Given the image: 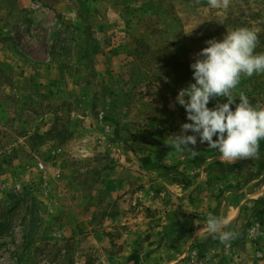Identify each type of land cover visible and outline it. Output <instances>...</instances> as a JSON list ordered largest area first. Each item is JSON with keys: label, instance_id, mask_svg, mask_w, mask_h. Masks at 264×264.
<instances>
[{"label": "rangeland", "instance_id": "1", "mask_svg": "<svg viewBox=\"0 0 264 264\" xmlns=\"http://www.w3.org/2000/svg\"><path fill=\"white\" fill-rule=\"evenodd\" d=\"M238 27L264 53V0H0V264H264V139L235 163L166 144ZM240 93L264 108V73ZM229 206L221 243L200 221Z\"/></svg>", "mask_w": 264, "mask_h": 264}, {"label": "clouds", "instance_id": "2", "mask_svg": "<svg viewBox=\"0 0 264 264\" xmlns=\"http://www.w3.org/2000/svg\"><path fill=\"white\" fill-rule=\"evenodd\" d=\"M208 2L213 7L217 5V0ZM206 43L190 64L193 82L181 88L175 98L184 107L188 122L180 126L178 133L169 135L171 139L166 144L177 153L187 152L194 157L198 155L195 145L199 140L217 150L222 161L253 159L264 139V108L253 106L243 93L234 96L233 90L242 76L264 73V53L255 52L258 35L247 27H238L222 39ZM220 97L226 99L208 107L210 100ZM231 105H235L234 109ZM229 224L228 219L209 215L203 227L214 239L226 243L237 235L229 230Z\"/></svg>", "mask_w": 264, "mask_h": 264}, {"label": "crops", "instance_id": "3", "mask_svg": "<svg viewBox=\"0 0 264 264\" xmlns=\"http://www.w3.org/2000/svg\"><path fill=\"white\" fill-rule=\"evenodd\" d=\"M239 216V208L238 207H230L229 206V209H227V211L223 214V217L222 218H225V219H228L230 222L235 220L237 217ZM200 218V216H199ZM198 218V220H200ZM205 224L204 221H200V226H203ZM196 228V227H194ZM197 231V229H196ZM195 231V232H196Z\"/></svg>", "mask_w": 264, "mask_h": 264}, {"label": "built area", "instance_id": "4", "mask_svg": "<svg viewBox=\"0 0 264 264\" xmlns=\"http://www.w3.org/2000/svg\"><path fill=\"white\" fill-rule=\"evenodd\" d=\"M195 254H196V250H191V257L194 258L195 257ZM201 262V260H200Z\"/></svg>", "mask_w": 264, "mask_h": 264}]
</instances>
